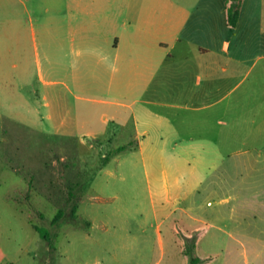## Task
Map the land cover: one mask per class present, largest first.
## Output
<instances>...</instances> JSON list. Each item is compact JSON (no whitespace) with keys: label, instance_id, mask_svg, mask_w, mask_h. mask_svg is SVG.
Returning <instances> with one entry per match:
<instances>
[{"label":"rangeland","instance_id":"obj_1","mask_svg":"<svg viewBox=\"0 0 264 264\" xmlns=\"http://www.w3.org/2000/svg\"><path fill=\"white\" fill-rule=\"evenodd\" d=\"M40 1L0 19V264H264V17L194 2L120 94L47 50Z\"/></svg>","mask_w":264,"mask_h":264},{"label":"crops","instance_id":"obj_2","mask_svg":"<svg viewBox=\"0 0 264 264\" xmlns=\"http://www.w3.org/2000/svg\"><path fill=\"white\" fill-rule=\"evenodd\" d=\"M17 1L22 0H0V19L5 14L2 8H11ZM194 2L197 6L200 0H41L42 39L48 51L54 45L65 55L78 51L85 57L86 67L94 66L93 77L97 78L103 70L108 91L122 94L127 91L130 72L144 69L148 72L147 81H153L162 52L170 48L172 56L187 35ZM240 3L237 24L231 28L235 32L243 22L250 29L258 15L264 17V0ZM227 26L230 28L228 16ZM228 48L225 42L224 50L228 52ZM209 52L208 48H200L201 54ZM256 88L253 86L248 97L260 102ZM119 119L115 116L111 120Z\"/></svg>","mask_w":264,"mask_h":264},{"label":"trees","instance_id":"obj_3","mask_svg":"<svg viewBox=\"0 0 264 264\" xmlns=\"http://www.w3.org/2000/svg\"><path fill=\"white\" fill-rule=\"evenodd\" d=\"M240 0H229V4L227 6V16H228V25L230 27H235L240 15ZM126 150V147H120L119 152ZM36 230L40 233V235L47 239V232L39 227H36ZM201 259L198 257H195L191 260L190 264H200Z\"/></svg>","mask_w":264,"mask_h":264}]
</instances>
